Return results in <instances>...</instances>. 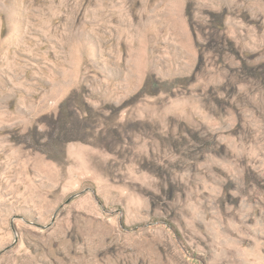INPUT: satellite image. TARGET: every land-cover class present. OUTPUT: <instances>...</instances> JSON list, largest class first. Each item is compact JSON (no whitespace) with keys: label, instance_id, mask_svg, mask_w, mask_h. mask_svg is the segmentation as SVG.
I'll use <instances>...</instances> for the list:
<instances>
[{"label":"rangeland","instance_id":"rangeland-1","mask_svg":"<svg viewBox=\"0 0 264 264\" xmlns=\"http://www.w3.org/2000/svg\"><path fill=\"white\" fill-rule=\"evenodd\" d=\"M0 264H264V0H0Z\"/></svg>","mask_w":264,"mask_h":264}]
</instances>
